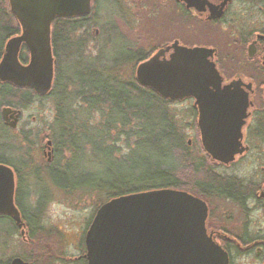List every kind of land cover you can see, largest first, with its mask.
Returning a JSON list of instances; mask_svg holds the SVG:
<instances>
[{"label": "flooded vegetation", "instance_id": "af4514ba", "mask_svg": "<svg viewBox=\"0 0 264 264\" xmlns=\"http://www.w3.org/2000/svg\"><path fill=\"white\" fill-rule=\"evenodd\" d=\"M100 1H109L119 10L118 5L123 0H88L87 8L80 6L76 12L68 15L49 11L43 17L37 11H23V7L15 10L11 0L0 1V17H9L7 22L11 20L13 23L0 29V65L3 61L7 64L5 73L0 75V128L5 131V136L0 133V137L4 138L2 143L6 149L8 147L4 156L7 160L11 158L18 162L14 165L20 173L26 174L23 165L27 162L25 153L30 152L32 144L37 143L41 135V129L37 126L40 118L25 117V112L34 104L36 108L37 100L52 92L55 77H61L60 72L64 69L60 64L61 49L68 50L63 57L66 58L65 63L73 61L87 74L96 73L92 71L95 69L90 68L93 63L82 64L76 58H83L81 51L87 39L96 38L98 30L92 27L89 15ZM128 3L137 10V17L141 13L152 18L151 23H155V18L160 19L159 23L158 20L155 23L157 29L159 25L165 29H177L171 30L170 40L145 52L129 53L128 60H135L132 77H135L136 83L153 90L141 84L137 77H183L185 66L196 68V72H189V77H193L192 88L177 80V87L172 90L171 87L165 88V93L172 94V97L161 96L169 101H192L190 120L186 123L195 130V143L201 148L200 154L193 160L205 162L213 178L230 185L226 190L218 187L201 190L198 187L200 192L196 194L166 188L189 193L198 200L188 211V221L178 214V220L172 223L173 228L170 222L167 223L165 231L170 232L171 227V232H174L171 239L178 243V264H190L186 262V255L193 252L197 255V262L193 264H264V0H128ZM218 12L220 16H215ZM163 19H167V24ZM61 20H80L83 25L67 27L66 30L71 31L65 34V29L57 26V21ZM187 23L212 33H218L215 29L219 28L220 36L217 34L215 37L223 40L224 51L202 44H183L180 41L181 33ZM224 29L229 30L230 39ZM102 46H105L104 42ZM227 50H238L239 53L233 51V54ZM226 59L241 62L243 72H235L232 78H227L229 76L218 67ZM92 60L97 61L99 57ZM144 62L149 69L146 75H140L139 65ZM159 66L163 68L162 73ZM44 82L48 85L47 89L43 86ZM8 90H14L15 95L7 96ZM5 96L9 99L3 100ZM3 108L10 110L3 115ZM10 133L18 136L20 150L17 157L10 154ZM47 141L40 150L49 162L55 156V145L51 137L50 143L47 144ZM0 164L11 171L14 184L12 202L22 221L19 228L12 216L0 214L12 221L15 227V230H11L10 225L4 226V233L8 237L18 234L26 242L38 227H29L18 208L17 169L9 163ZM242 167L244 169L240 170ZM203 194L212 195L211 199H214L217 207L210 206L200 196ZM111 199L103 202L87 222L83 249L74 259L81 264H111L112 258L124 253L135 259L133 264H170L168 251H149L151 239L147 236L125 247L120 244L116 246L115 240L93 233L97 227V211ZM167 236L170 238V234L166 237L165 233L162 234L163 241ZM186 240L190 241L189 246H186ZM203 241L210 244L211 251L205 248ZM141 244H146L147 249H134ZM13 257H20L31 264V261L19 255L0 260V264H9Z\"/></svg>", "mask_w": 264, "mask_h": 264}, {"label": "trees", "instance_id": "16d2710c", "mask_svg": "<svg viewBox=\"0 0 264 264\" xmlns=\"http://www.w3.org/2000/svg\"><path fill=\"white\" fill-rule=\"evenodd\" d=\"M7 18L9 19L0 17V29L7 24H13L11 20L7 22ZM81 24L83 25L80 20L57 21L58 28H64L65 34L71 31L66 30L67 27ZM60 74L61 77H55L52 92L45 96L53 98V120L57 132L52 138L55 144V160L45 163L41 170L44 169L53 187L67 191L80 188L96 190L105 200L162 188L184 189L191 194H196L198 187L201 190L213 187L228 189V182L222 183L208 174V171L200 169L205 162L186 160L187 148L182 142L172 114L167 109L171 101L154 90L141 86L135 80L122 81L114 77H62L61 72ZM70 86L73 87L71 90ZM7 92V96L11 97L16 93L14 90ZM7 96L3 100L9 99ZM97 112L99 118L91 123V116ZM79 114L82 115L80 120ZM114 130L117 137L111 133ZM90 131H94L91 132L94 135H89ZM0 133L5 136L2 127ZM119 134L123 135V143L127 148L121 154H118L120 147L114 143ZM58 147L68 152V159L61 165L58 164ZM87 147L94 160L98 156L103 159L104 170L69 176L63 168L69 170L73 158L78 157ZM6 153L5 145L0 142V163L18 164L11 158L7 160L4 156ZM23 165L28 170L26 174L20 173L14 165L18 171L16 202L27 225L35 228V225L39 227V208L47 200L46 190L39 169L29 167L27 162ZM186 168L192 170L189 172L191 174L186 175L183 172ZM28 175V180L38 190L34 207L30 206V192L25 177ZM0 223L10 225L11 230H15L12 221L5 216L0 215Z\"/></svg>", "mask_w": 264, "mask_h": 264}, {"label": "rangeland", "instance_id": "374dc122", "mask_svg": "<svg viewBox=\"0 0 264 264\" xmlns=\"http://www.w3.org/2000/svg\"><path fill=\"white\" fill-rule=\"evenodd\" d=\"M97 3V2H96ZM95 3V4H96ZM119 10L109 1H100L95 5V9L89 15V20L92 21L93 26L97 28L98 33L95 39H87L85 45L82 47L80 59L82 64H91L90 68H93L96 73L87 74L86 71L81 70V66L73 61L65 63V59L68 50L66 48L61 49L60 64L64 77H109L121 79L122 81L134 80L132 77L135 70V60L130 59L129 53L145 52L155 45H159L172 37L170 33L177 30L172 27L166 28L159 25V29L155 27V23H158L160 19H156L155 23L139 13L136 15V9L130 7L128 0L120 1ZM150 19V20H149ZM162 20V18H161ZM164 24H167V19H163ZM155 27V28H154ZM157 29V30H156ZM91 29H89L90 32ZM184 31L181 33L180 41L188 46L192 45H205L209 47L220 48L224 51L223 40L215 37L219 35L220 29H215V32L197 29L190 26L188 23ZM175 34L177 32H174ZM224 33L227 38H231L229 30L224 29ZM93 36L92 34H90ZM220 36V35H219ZM105 46H102V43ZM230 53H239L238 50H227ZM102 55V56H101ZM99 57V60L93 61L92 59ZM86 67V66H85ZM220 71L224 73L227 78H232L235 72H243L244 65L239 62L235 63L230 60H223L218 65ZM91 70V69H90ZM99 70L101 71L100 73ZM61 72V73H62ZM73 87L70 86L71 90ZM75 88V87H74ZM53 98H45L40 101L37 100L36 108L30 106L26 109V116H36L38 119L37 126L41 129V135L38 137L37 143L32 144L30 152H26V160L29 167H37L40 171V177L44 183L45 193L47 200L45 205L40 209L38 215L40 216L38 221V229L34 230V235L23 242L18 234L8 237L4 233V226L6 224L0 223V260H5L14 255H19L27 258L31 261V264H81L80 261L75 260L76 257L82 251L83 234L87 226V222L94 214L95 210L105 202V197L96 190L89 189H77L74 191L60 190L53 187L48 177L46 176L44 169L45 163H51L55 160L52 159L47 162L46 156L40 150L44 148L47 140L55 137L57 131H55ZM192 103L191 100L184 99L181 101H171L168 104V111L172 114L173 120L176 122L177 129L181 135L182 142L187 147L185 157L186 160H193L200 154V146L196 145L197 140L195 130L186 123L190 120L189 107ZM72 109V108H71ZM74 109V108H73ZM79 114V119H81ZM90 119L91 123L99 118V112L94 113ZM83 118V117H82ZM54 130V131H53ZM90 131L89 135H94ZM114 137H117L115 130L112 132ZM191 138L190 142L187 140ZM4 138L0 137V142H3ZM9 147H11L10 154L13 157H17L18 150H20V143L16 133H10ZM196 142V143H195ZM82 144L83 141L81 140ZM116 146L120 147V153L127 151L126 146L123 143V135L119 134L117 140L114 142ZM55 145V144H54ZM82 147L84 145H81ZM60 150V160L58 164L61 165L68 159V152L58 147ZM8 151V147H7ZM21 152V151H20ZM103 154L101 153V157ZM65 160V161H64ZM107 166V165H106ZM105 163L100 156L97 159H93L90 150L85 148L84 152H81L78 157L73 158L71 162V168L66 170L65 173L72 174V176L88 173H96L104 170ZM200 169L205 172H209L207 164L203 165ZM244 167L240 168V170ZM26 173L28 170H26ZM192 171L191 169H184L186 175ZM191 174V173H189ZM188 174V175H189ZM209 174V173H208ZM27 178V186L30 192V206H35V199L38 195V190L34 185L30 183V175L25 176ZM184 190V189H183ZM186 191V190H185ZM189 192V191H187ZM197 193V191H195ZM203 199L209 203L210 206L216 208L214 199H211L212 195L203 194L200 195Z\"/></svg>", "mask_w": 264, "mask_h": 264}, {"label": "water", "instance_id": "95a60500", "mask_svg": "<svg viewBox=\"0 0 264 264\" xmlns=\"http://www.w3.org/2000/svg\"><path fill=\"white\" fill-rule=\"evenodd\" d=\"M13 8L19 10L18 7H23V11L36 12L43 17L47 12L53 11L57 15H68L76 12L80 6L87 8L88 0H11ZM221 13H217L215 16H220ZM23 16V15H22ZM7 64L3 61L0 65V75L5 73ZM161 68L162 73V66ZM149 66L146 63L139 65L138 73L147 74ZM183 77H137L138 81L143 85H148L152 89L162 96H171L165 93V88L177 87V80L183 83L188 88H192V79L189 77L190 71L196 72V68L187 67ZM172 81V82H171ZM45 89L48 88L46 82L43 83ZM172 97V96H171ZM10 109L3 108L2 114ZM50 143L49 140L47 144ZM13 177L11 171L0 164V214H9L17 223L20 228L22 221L19 216L18 210L13 205ZM198 200L191 194L172 190V189H153L128 195L115 197L103 205L100 210L97 211L95 222L97 224L94 234L97 236L107 237L109 240H115L116 246L118 244L128 247L133 245L136 241H140L139 238L149 237V251L151 250H166L168 251V259L170 264H178V251L177 241H173L171 238L173 233L170 227V232L165 231L167 229V223L170 222L173 228L174 220H178V216L181 215L182 219L188 221L190 217L189 210L193 207V203H197ZM178 207H180L178 209ZM184 221V222H185ZM164 231V232H163ZM165 233L166 239L162 237ZM87 245H88V240ZM162 242H164L163 245ZM95 244V243H94ZM186 246H189L190 241H185ZM205 248L211 251L209 243L203 241ZM88 249H90L88 247ZM134 249H147L146 244H141ZM132 250V249H130ZM129 251V250H128ZM186 262L193 264L197 262V255L193 252L190 255H186ZM111 264H133L135 259H131L130 255L121 254L119 257L112 258ZM130 260V261H129ZM9 264H28L20 257H13Z\"/></svg>", "mask_w": 264, "mask_h": 264}]
</instances>
